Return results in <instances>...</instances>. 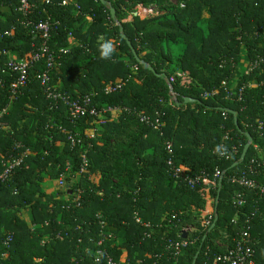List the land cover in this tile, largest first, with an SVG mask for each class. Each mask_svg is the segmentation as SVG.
I'll return each instance as SVG.
<instances>
[{
    "label": "trees",
    "instance_id": "1",
    "mask_svg": "<svg viewBox=\"0 0 264 264\" xmlns=\"http://www.w3.org/2000/svg\"><path fill=\"white\" fill-rule=\"evenodd\" d=\"M40 1L32 18L59 21L49 42L59 54L50 90L68 100L89 96L97 114L73 118L62 99L47 95L37 76L44 60L34 63L11 103L14 75L4 76L0 169L13 157L22 162L0 181V264H106L107 256L119 264H191L196 253V264H204L243 231L255 264H264V196L233 181L247 174L264 185V0H74L79 9ZM6 6L0 31L12 23L16 29L0 40V50L25 58L40 40L23 31L16 0ZM109 41L112 54L101 59L100 45ZM177 71L183 75L170 89L167 78ZM108 85L118 86L107 93ZM143 115L159 118V128ZM245 132L252 142L232 166ZM251 159L256 172L249 173ZM62 174L63 187L48 192L47 181ZM183 176L200 182L192 187ZM217 195L218 218L209 230ZM184 228L192 242L177 259L168 239L183 238Z\"/></svg>",
    "mask_w": 264,
    "mask_h": 264
},
{
    "label": "built area",
    "instance_id": "2",
    "mask_svg": "<svg viewBox=\"0 0 264 264\" xmlns=\"http://www.w3.org/2000/svg\"><path fill=\"white\" fill-rule=\"evenodd\" d=\"M15 1V0H14ZM38 0H16V10L24 17L22 20L17 19V21L20 22V24L23 26L24 30L28 36H36L40 43L37 44V42H31L30 49H29V55L25 58H18L17 52H12L10 50H0V60L2 57H6L2 63H0V86L3 83L4 76L7 75H14V80L10 84V95H9V103L12 102V99H14L17 91L20 90V88L24 87L27 84L28 75L32 67L34 66L35 62H40L41 60H44L46 62L45 67L40 70L37 74L38 78L40 79V84L44 86L45 91L48 93V96H52L55 99H62L63 102L68 106L69 111L71 113V116L73 118H78L79 116H83L85 114H91L96 115L97 109L95 106H91V98L89 96H85L83 99H76V100H68L66 97H64L61 93H55L50 90V86H48V83L50 81V72L55 69L57 65V59L59 58V54L56 50L51 48L49 42L52 41L53 33L55 32L57 25L59 24L58 20H54L51 18V15H49L46 19H40L37 20L35 18H32V14L35 11V6L37 4ZM41 3H50L51 0H41ZM104 2H107L104 0ZM7 3V4H4ZM6 7H10V5H13V0H0V18L4 19L3 14L1 11L5 9ZM60 6H73L75 9H79V4L74 0H61L59 3ZM109 5V3H107ZM30 16V18H28ZM86 19L88 21H91V16H86ZM16 25L14 23L11 24V26L3 31H0V40L3 39L6 36H12V34L15 32ZM69 41L72 40V38L68 39ZM65 51L62 48L58 49V52ZM263 58H260V61H263ZM258 64V61H249L248 65H244L243 70L245 73H249L253 68L256 67ZM181 71L175 72L174 75L167 78L168 85H171L174 81L175 77L182 76ZM108 85L105 89V92H113L116 87ZM231 87V85H230ZM204 97L207 96V94H203ZM110 107H104L102 109L105 111L110 110ZM8 105L5 107L0 108V125H4V122L2 121L3 117L7 114ZM143 122L148 123L149 125L153 126L154 128H159L160 121L159 118L156 119H150V117L143 115L140 119ZM93 132H90V136L93 137ZM73 142V140L71 139ZM258 149V146H255ZM167 149L169 152H171V143H167ZM264 153V149H261ZM22 162V156L17 158H10L6 162H2V170L0 169V181L7 180L13 170L20 165ZM254 162V159H251L250 165H249V173L256 172L254 167H252ZM85 163V161H84ZM167 165L172 172V174L179 178V168L174 165L172 159L170 158L167 161ZM214 177L216 179L221 177L220 171H216L214 173ZM190 186L194 187V185L199 184L200 179L198 176L192 177V176H183L182 177ZM58 181L60 184H64V175L62 174ZM233 181L237 182L238 184L247 187L249 189H255L260 194L264 196V185L258 183L256 180L250 178L247 174L242 175L239 178H233ZM206 200H209L211 202L210 195L208 193V189H206L205 193ZM235 201L237 206H242L244 204V199L242 198L241 194L237 193L235 195ZM137 221H139L137 219ZM207 221L206 223H208ZM102 224V222H101ZM183 232L187 231L188 229L184 228L182 229ZM11 240L10 236H8L5 240V247H9L8 243ZM192 241L188 239L187 237H183L179 240L174 239H168V245L167 248L171 249L173 251L174 256L179 259L181 255L185 252L187 246ZM100 243V242H99ZM102 251L99 249L97 251L98 254H100ZM8 253L7 251L2 254L3 257H7ZM255 249L253 247V241L251 237L248 234V231H243L239 238L235 240L234 246L227 249L226 251L222 253L216 254L210 262L204 263V264H255ZM106 264H119L116 260H114L111 256H107L106 258Z\"/></svg>",
    "mask_w": 264,
    "mask_h": 264
},
{
    "label": "water",
    "instance_id": "3",
    "mask_svg": "<svg viewBox=\"0 0 264 264\" xmlns=\"http://www.w3.org/2000/svg\"><path fill=\"white\" fill-rule=\"evenodd\" d=\"M100 1H104V0H100ZM110 11H111V15H112V17L114 18V15H115V11H114V9L111 8ZM119 30H120L121 37L124 38V39L126 40V43H127V45L129 46V48H130V50H131L133 56H134L138 61H141V60L139 59V57H138V55H137V53H136L134 47L132 46L130 40H129V39L126 37V35L124 34V32H123V28H122L121 26L119 27ZM148 68H149L151 71H154V69H153L151 66H148ZM169 87H170V89H172V88H171V85H169ZM184 101H185V102H194V101H196V99L191 98V97H185ZM230 112L232 113V115H233V117H234V122H235L236 126L238 127V125H237L236 112H235L234 110H231ZM245 135H246V137H247V142H246V144L244 145V148H243L242 153H241V155H240V159H239V161L234 162V163L232 164V166H235V165H237L239 162H241V161L244 160V158H245V156H246V153H247V151H248V148H249V146H250V144H251V142H252V138H251L250 134H249L248 132H245ZM221 180H222V176H221V177L219 178V180H218V185H219V186H220V184H221ZM217 201H218V195H217L216 200H215V219H214V221H213V223H212V225H211V227H210L209 230H212V228L214 227L215 222H216V220H217V218H218V215H217V212H216ZM183 237H185V232L183 233ZM197 257H198V253L195 254V256H194V258H193L191 264H196V259H197Z\"/></svg>",
    "mask_w": 264,
    "mask_h": 264
},
{
    "label": "clouds",
    "instance_id": "4",
    "mask_svg": "<svg viewBox=\"0 0 264 264\" xmlns=\"http://www.w3.org/2000/svg\"><path fill=\"white\" fill-rule=\"evenodd\" d=\"M113 51V47L111 42H105L103 44L100 45V56L101 59H108L110 58L111 54Z\"/></svg>",
    "mask_w": 264,
    "mask_h": 264
},
{
    "label": "rangeland",
    "instance_id": "5",
    "mask_svg": "<svg viewBox=\"0 0 264 264\" xmlns=\"http://www.w3.org/2000/svg\"><path fill=\"white\" fill-rule=\"evenodd\" d=\"M151 9H153V8H151ZM61 187H63V184H60L58 179L55 181H50V180L47 181L46 188H47L48 192L54 193L58 188H61ZM208 203L210 204L209 200H208Z\"/></svg>",
    "mask_w": 264,
    "mask_h": 264
}]
</instances>
